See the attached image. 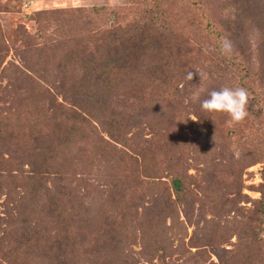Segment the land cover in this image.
Here are the masks:
<instances>
[{
	"label": "rangeland",
	"instance_id": "obj_1",
	"mask_svg": "<svg viewBox=\"0 0 264 264\" xmlns=\"http://www.w3.org/2000/svg\"><path fill=\"white\" fill-rule=\"evenodd\" d=\"M231 1L201 0L205 18L191 0L165 6L167 13H180L173 19L177 42L171 40L183 51L163 68L174 77L185 74L165 104L152 100L149 84L140 79L116 72L100 74L98 83L87 79L89 92L79 97L86 100L70 105L76 121L48 124L41 134V153L49 161L39 173L41 188L29 178L40 163L35 153L0 141V264H264V0H233L243 10ZM151 5L0 0L1 64L49 78L54 99L65 108L68 101L59 95L64 77H80L82 60L90 57L85 53L107 33L125 36L137 20L147 22ZM229 22L234 26L226 29ZM144 28L156 39L163 22ZM224 37L232 42L230 55L221 51ZM35 47L40 64L27 72L22 62L32 67L27 60ZM164 76L167 88L174 77ZM22 84L31 91L32 82ZM223 86L250 94L249 115L239 124L200 107L209 91ZM53 103L51 95L44 102ZM6 104L11 109L3 111L4 119L13 111V102ZM177 174L183 183L176 194L171 180ZM154 179L156 186H143ZM167 193L173 210L164 203ZM111 201L120 202L122 211ZM61 204L68 219L72 213L76 218L72 233L54 240Z\"/></svg>",
	"mask_w": 264,
	"mask_h": 264
},
{
	"label": "trees",
	"instance_id": "obj_2",
	"mask_svg": "<svg viewBox=\"0 0 264 264\" xmlns=\"http://www.w3.org/2000/svg\"><path fill=\"white\" fill-rule=\"evenodd\" d=\"M174 1L175 0H151L152 5L150 7V10L147 11V18L145 19L147 22L137 20L132 25V29L126 32V34H129L125 36H122L123 34H119L118 31L115 30L111 33H107L105 37L100 38V40L96 44H94L95 46L89 48L87 53H85L89 54L90 57H87L85 61L82 60V57L78 58L79 61L82 60L84 63H89L90 72L87 73V65L86 63H83V67L81 69L82 72L80 71L79 74L80 77H77L76 79H73V77L71 79L66 76L64 77L65 81L61 84V88L63 89L61 92H59V95L62 94L63 99L68 101V104L67 106H65V108H62V105L58 104L57 100L54 99V95H52L53 89L49 84L51 80L49 78H43L41 76L39 77L33 73L31 75L29 73L22 72L23 70L20 71V67H18V65L14 63H8L7 65L2 66L0 61V102L3 103L0 107V141L5 142L7 140L6 142H8L9 144L15 146L20 145L22 146L23 150L29 149L35 153V155L33 156H36L38 162L40 161V163L39 167H31V169L29 170V178L36 186V189L42 187L38 182L39 173L41 172V169L48 168L47 165L49 162L45 161L41 153L46 144V141L43 142V140H40L41 134H43V132L45 131H48L46 130L48 124L50 125V127L55 128L54 125L56 124L69 126L70 122L76 121L75 117H77L78 115L76 116L73 114L72 109H70V105H72V107H77V102H75L77 98L80 99L79 101L81 102L86 100L79 97L89 92L86 90L88 81L87 79H90L91 84L95 82L98 83L100 74H110L112 72L118 73L115 74V77L126 76L131 81L140 79L141 81H145L147 84H149V87L151 88V91L149 93L151 95L150 97L152 100L154 97L155 101L159 104H165L163 100L168 101L166 97L172 95V91H174V89L176 90L180 85V81L184 80L183 77L185 74L180 73L179 78L177 75V78H175L176 76L174 77L171 75L172 72H167V69L163 68L165 66V63L168 61V57L173 58L174 55L179 56L183 51V45L177 46L176 44H173V41L171 40L173 39L176 41L173 32V29L175 27L173 19L176 16L180 15V13L173 14L174 12L167 13L166 11H164L165 6H167L168 4L176 3ZM255 1L257 2V0ZM191 3L193 9L201 13L202 17L205 18L204 14L206 12L205 10H203L204 8L201 0H191ZM230 3L234 8H236V10H243L236 5L235 1L232 0ZM206 16L208 17V15ZM153 21L156 22V24L158 23V26L162 25L163 22V33L159 32V34L161 33V36L158 34L156 39L153 37V33L147 32L151 31L148 26L149 24L152 25ZM229 23L231 26L229 25V28L226 29H231V27L234 26L233 22ZM208 25L209 24L207 23V27H209ZM145 26H147L148 29L145 30ZM211 34H213V31H211ZM216 35L219 38V34L217 33ZM167 38L169 41H166ZM26 45L30 47L29 43ZM35 48L36 51H29L32 54V59L27 60L31 63L32 67L22 60V65H24V67L27 69V72L36 71L35 67L39 66L40 64V57H42V54L39 53L40 48ZM91 49H93V51H91ZM165 58H167V60ZM157 61L164 63L157 64ZM142 66H144V68H142ZM78 69L80 68L78 67ZM10 70H13V75H8V72H10ZM165 74L169 77H174L172 78V81L168 83L167 88H165ZM25 80H29L30 82H32L31 91L28 89L23 91L22 87H18V84H24ZM108 80L113 81L112 79ZM3 81H5V84H2ZM163 88L167 89V94H165ZM158 89H160V91ZM6 92H9L10 94H12V92L15 94L16 92L17 94L18 92H22V94H18L16 95L17 97L14 96V98H10L11 96H8ZM168 92H170V94H168ZM76 93H78L77 97H75ZM49 95H51V99L54 100V103L50 104V106H47L44 104V102ZM154 95L156 96V98ZM9 102H13V111L9 114L8 118L4 119V117L2 118V113L8 106L6 103ZM15 102L17 103V106H14ZM58 106H61L60 109H58ZM8 107L10 111L11 107ZM6 122L10 126V128L5 126ZM114 149L116 150V148ZM117 152L126 153L125 151L119 149H117ZM45 162L47 163L44 164ZM185 165L186 164H184L183 161L181 163V169L179 170L180 173L185 171V169H183ZM161 173L157 174L156 176H160ZM157 180L158 179L151 180L147 184L144 183L145 185L143 186H146V188H151V186L153 185L156 186V182H159ZM171 183L172 189L174 190V192L176 191L177 194L180 190V186L183 183L182 179L179 178V174L172 178ZM45 190L48 194H50L51 189ZM62 195L63 194L58 193V197L62 198ZM163 199L165 205H169V209L172 208L173 210L175 204L173 203L174 201H170L168 193ZM111 203L117 207H119L120 204V202L113 201H111ZM65 206L66 205L64 204H61L59 206V214L56 216V218L58 216L59 217L54 221L56 229L59 226L57 234L55 231L54 240H57L56 235H60L65 238L69 233H72L73 231L76 216L75 213H72L73 216L69 217V219H72L73 221L69 220L67 215H65L67 212V210H65ZM122 209L123 207H121L119 210L122 211ZM149 225L148 226L151 229H154L156 226L152 224ZM46 230L47 228L42 229L41 235H43ZM42 238L43 236H41L40 239L42 240ZM157 243L160 245L159 250H162L161 242L159 243L158 241H154L153 245L156 247ZM252 249L255 248L252 247ZM257 257L258 256H256V258Z\"/></svg>",
	"mask_w": 264,
	"mask_h": 264
},
{
	"label": "clouds",
	"instance_id": "obj_3",
	"mask_svg": "<svg viewBox=\"0 0 264 264\" xmlns=\"http://www.w3.org/2000/svg\"><path fill=\"white\" fill-rule=\"evenodd\" d=\"M221 51L230 55L233 51L232 42L228 37L221 40ZM193 73L187 74V79L192 80ZM249 92L247 89L236 86H223L220 89H213L207 93V98L201 101L202 110L209 113H225L233 124L243 122L249 115Z\"/></svg>",
	"mask_w": 264,
	"mask_h": 264
}]
</instances>
